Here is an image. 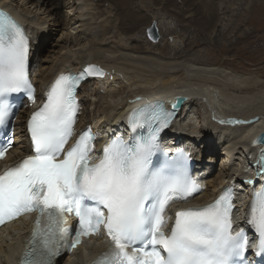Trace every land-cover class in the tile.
Wrapping results in <instances>:
<instances>
[{"label": "snow or ice", "instance_id": "1", "mask_svg": "<svg viewBox=\"0 0 264 264\" xmlns=\"http://www.w3.org/2000/svg\"><path fill=\"white\" fill-rule=\"evenodd\" d=\"M28 53L23 29L0 10V127L12 117V94L27 92L35 103ZM85 73L97 70L89 66L80 76L56 80L47 102L28 121L33 154L0 174V224L37 213L20 264H53L62 249L101 228L108 250L95 264H247L248 238L243 230L232 234L231 188L207 207L177 211L170 233L163 230L169 203L186 201L199 188L181 167L167 162L152 167V157L161 151L160 133L174 116L162 104L136 110L131 126L147 127V135L132 144L114 140L99 163L89 162L95 139L90 131L67 146L76 122L74 89ZM11 139L9 131L0 159ZM70 215L77 218L74 230ZM248 223L260 235L258 254L264 253V191L255 194Z\"/></svg>", "mask_w": 264, "mask_h": 264}, {"label": "bare ground", "instance_id": "2", "mask_svg": "<svg viewBox=\"0 0 264 264\" xmlns=\"http://www.w3.org/2000/svg\"><path fill=\"white\" fill-rule=\"evenodd\" d=\"M24 1L25 4L17 0H0V3L22 21L29 31V59L37 98L52 89L60 74L84 70L93 64L102 68L103 75H91L80 85L78 96L81 113L77 121V126L84 128L90 125L99 132L96 150H100L103 142H107L104 138L110 132L122 130L124 117L135 104H142L149 97H160L170 104L174 96L183 95L187 99L176 112L166 135L177 146H189L197 160L196 170L204 185L200 194L188 200L185 205L207 207L222 193L225 186L231 184L234 186L235 202L239 205L234 211L233 228L238 230L243 225L251 226L248 223L250 218L247 219L250 209L246 203L251 200L249 192L258 189L264 177V164L261 163L264 146L251 147L254 137L264 131V75L250 76L226 71L224 69L228 68L223 65L211 66L210 62L208 65L197 62L198 58L191 51L197 42L205 44V39L189 43L185 41V48L180 44L166 43L169 47L164 45L159 54L152 51V42L134 45L130 41L131 38H139L137 34H145V23L148 22L156 23L164 36L174 33V28L159 20L165 16L181 18L177 22L179 30L176 32L179 34L182 28L196 29L195 19L207 16L209 12L216 14L220 0H89L101 9V15L94 18L101 20L102 17L100 24L96 27L93 19L84 17L87 15L84 12L68 16L66 25L70 27L79 23V34L71 35L70 38L67 36L59 49L47 48L46 37L40 26L47 25V18L35 12L32 15L33 10L26 5L34 6L37 11L60 20L64 8L75 7L73 4L76 1ZM89 1L88 4H92ZM236 2L230 1L232 4ZM89 5L86 4L91 9L92 5ZM150 13L159 18L151 17ZM128 18L129 22L126 21ZM140 24L144 25L141 29ZM220 27L218 18L210 35L214 33L216 37L220 36ZM117 32H123L130 42H126L125 38L123 44L119 42L120 39L117 41ZM83 34L84 38L81 37ZM216 39L224 44H232L233 40L227 36ZM158 90L160 92L157 94ZM218 95L224 102L216 101ZM254 102L258 106H254ZM27 108L32 109L30 105H26ZM204 109L206 112H203ZM203 114L210 119L209 128L205 132L206 139L200 138L202 131L197 121ZM15 145L16 148L10 151L9 161H17L30 152V143L24 130L19 129ZM206 151L215 155L210 158L211 161L220 155L219 169L215 174H211L212 165L209 161L203 163V153ZM239 154L243 159L238 158ZM29 222L30 218L21 217L11 226L0 228V264H20L29 239ZM253 236L254 229L247 237L252 239ZM105 250L106 242L101 238H93L71 254L61 257L56 264H89Z\"/></svg>", "mask_w": 264, "mask_h": 264}, {"label": "rangeland", "instance_id": "3", "mask_svg": "<svg viewBox=\"0 0 264 264\" xmlns=\"http://www.w3.org/2000/svg\"><path fill=\"white\" fill-rule=\"evenodd\" d=\"M17 1H20V4H25L24 0H17ZM22 1L23 3H21ZM72 1L73 2L76 1L73 4L75 7L72 6L70 8H67L66 6L62 11L63 15L60 18V20H57L56 18H54V16L51 17L47 16L48 13H44L43 11L40 10L37 11V9L34 6L28 4L26 5V7L29 6L30 9L33 10L32 15H34L35 12V14H37L38 16L47 18L48 21L47 25L45 26H43L44 24L40 25L42 27L44 36L46 37L45 39H46L47 48L49 47L53 49H59V46L63 44V41L65 38H67V36H69L70 38L71 35L79 34L78 32L79 23H77L76 25H71L70 27L66 25L67 24L66 18L68 16L73 17V15L79 14V12H84L87 14L84 17L89 20L93 19V22L95 23L96 27L100 24L102 17L101 20L100 19L95 20L94 18L101 15V9H99L98 6L96 7L94 2L89 0L87 1L72 0ZM88 1L92 2V4L94 3L93 5L89 3L90 5H92L93 9L92 7L90 9L88 6H86V4L89 5ZM230 1L232 0H220L217 3L218 9L215 10L216 14L214 12H209L207 13V16H203L200 19H195L196 29L191 27L182 28L181 29L182 33H180L182 35L176 32L179 30V26L177 22L181 20L180 17L165 16L163 18H159L153 13H150L151 17H155V18L158 17L159 20H162L163 22L165 21L170 28H174L173 29L174 33L164 36L162 30H159L160 38L157 42H153L148 38L147 35V30L149 27H151L153 22L151 23L148 22L145 23V26L147 27L145 28V34L142 33H140L141 35L137 34L139 38L137 39L131 38L130 41L134 45L144 44L145 41L152 42L153 44L152 51L154 53L159 54L162 52L161 50L164 49V45L166 43L170 45L180 44L182 48H185L186 47L185 41L189 43L194 40L202 41V39H205V44L197 42L194 50L191 51L192 53H194L193 56L196 55V57L198 58L197 62L204 65H208V62H210L209 64L211 66L223 65L228 69L222 68L221 70L224 69L226 71L230 70L238 73L241 72V74L250 75V76H253L254 74L257 76L264 75V0H236L237 2L235 4L230 3ZM76 8H78V10H76ZM218 18L221 23L220 29L222 31H221V35L216 37L214 33L210 35V31L212 30V27L214 23L218 20ZM126 21L129 22L130 21L129 18L126 19ZM60 22H62V24H59ZM199 25H201V27H199ZM64 26L67 27L65 28ZM142 26L144 25L140 24L139 28L141 29ZM116 34L118 38L115 39L117 41H119L120 39L119 42L123 44V40L126 37L124 33L119 32L118 34L117 32ZM223 36L232 37L233 39L231 41L232 44H226V43L224 44L216 39ZM81 37L84 38V34ZM128 39L129 38H125L126 42H130ZM69 40L70 39H68V41ZM165 47H169V46L165 45ZM191 52L189 51V56L192 55ZM211 63H216V64L214 65ZM194 65L197 64L194 63ZM216 101L218 102L223 101V98L221 96L219 97L218 95ZM255 102L253 103L254 106H258ZM203 112H206V109H204ZM203 115L204 116L202 118L198 117L197 121L200 123L199 124L200 130L202 131V133L199 134L200 138L205 137L206 139L207 133L205 134V132H207L209 128L208 123H210V119L206 116V114ZM179 116L180 114L178 115V117ZM177 119L175 120L174 126H176ZM214 156L215 155L213 153L208 154L207 151L206 153H203V163H208L209 161L210 164L212 165L211 174L217 173L219 169L218 167L220 165L219 164L220 155H218V158H216L215 161H211L210 158H214ZM235 158H237V156ZM238 158L240 160L243 159V157L240 156V154Z\"/></svg>", "mask_w": 264, "mask_h": 264}, {"label": "water", "instance_id": "4", "mask_svg": "<svg viewBox=\"0 0 264 264\" xmlns=\"http://www.w3.org/2000/svg\"><path fill=\"white\" fill-rule=\"evenodd\" d=\"M147 35H148V38L153 42H157L159 40L160 33H159V29L156 23H153L151 27L148 28ZM89 66H94V68H96L99 71L97 74L99 75L104 74V71L100 69V67L94 64L88 65L87 67L84 68V70L88 68ZM186 99L187 98L184 97L183 95L176 97L175 102H172V105H171L172 109L178 110L182 106V104L186 101ZM257 141H260V142H257ZM259 146H264V131H262L257 136H255L254 139L251 141V147H259Z\"/></svg>", "mask_w": 264, "mask_h": 264}]
</instances>
